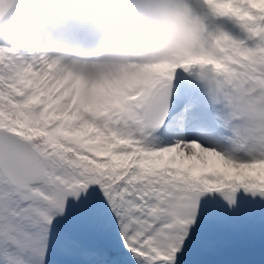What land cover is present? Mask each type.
<instances>
[{
  "label": "snow or ice",
  "instance_id": "6c2138e0",
  "mask_svg": "<svg viewBox=\"0 0 264 264\" xmlns=\"http://www.w3.org/2000/svg\"><path fill=\"white\" fill-rule=\"evenodd\" d=\"M190 24L119 60L112 0H0V264H264V0H141Z\"/></svg>",
  "mask_w": 264,
  "mask_h": 264
},
{
  "label": "clouds",
  "instance_id": "9594fccd",
  "mask_svg": "<svg viewBox=\"0 0 264 264\" xmlns=\"http://www.w3.org/2000/svg\"><path fill=\"white\" fill-rule=\"evenodd\" d=\"M121 7L120 14L98 26L101 51L119 60H150L166 56L180 43L190 24L178 13L164 11L150 14L141 0H112Z\"/></svg>",
  "mask_w": 264,
  "mask_h": 264
}]
</instances>
